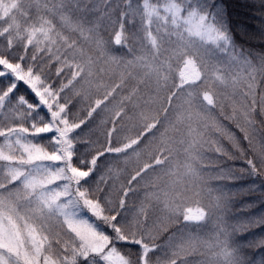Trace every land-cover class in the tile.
<instances>
[{
    "label": "snow or ice",
    "instance_id": "obj_1",
    "mask_svg": "<svg viewBox=\"0 0 264 264\" xmlns=\"http://www.w3.org/2000/svg\"><path fill=\"white\" fill-rule=\"evenodd\" d=\"M102 65L126 71L104 82ZM130 110L134 135L122 134ZM98 116L103 140L85 139ZM257 117L264 52L237 46L214 0H0V264H264L249 254L264 239L241 244L222 223L198 231L212 217L206 148L264 176ZM181 126L178 159L169 133ZM145 142L155 147L140 159Z\"/></svg>",
    "mask_w": 264,
    "mask_h": 264
},
{
    "label": "trees",
    "instance_id": "obj_2",
    "mask_svg": "<svg viewBox=\"0 0 264 264\" xmlns=\"http://www.w3.org/2000/svg\"><path fill=\"white\" fill-rule=\"evenodd\" d=\"M214 2L225 8L230 25L234 29V38L237 46L243 47L254 55L264 52V40L258 38L260 33L264 32V6H262V0H214ZM252 36L257 37V39H249ZM125 51L123 48L119 49L120 53H124ZM101 74L105 77L104 73ZM19 92L21 94H27L23 86L19 89ZM100 119V116L96 117L81 132V136L85 139L103 140V129L97 127V122ZM224 123L228 124L229 128L233 131H236L233 124L227 121ZM135 131L136 128L123 125L122 134L134 135ZM216 135L219 137V134ZM221 139H224L223 141L226 142V146L230 151H234V149H231L230 142L226 137ZM253 142L257 145L264 143V123L260 122L259 117H257V122L253 130ZM142 148L143 151L140 159H146L149 146L145 142ZM206 160L205 171L215 173L218 168L219 172L223 170L222 176L217 175L213 182L220 185L218 192L222 193L227 199L221 206L223 209H227L228 216L237 222L241 220V224L237 227L234 234L235 237L241 244H245L248 241L264 239V226L256 227L250 223L251 220L255 221L260 217H264V176H252L247 171L242 172V170L247 169V165L241 159L230 160L226 157H220L215 153L210 159ZM134 166L135 160L131 161L126 167L131 170ZM119 167L122 171L125 165L121 164ZM101 168H104L103 164ZM124 174L126 175V173ZM231 175H235L237 178H228ZM249 254L259 259L260 256H264V251L249 250ZM196 258H193V264H198Z\"/></svg>",
    "mask_w": 264,
    "mask_h": 264
},
{
    "label": "rangeland",
    "instance_id": "obj_3",
    "mask_svg": "<svg viewBox=\"0 0 264 264\" xmlns=\"http://www.w3.org/2000/svg\"><path fill=\"white\" fill-rule=\"evenodd\" d=\"M120 56H123L125 60L128 59H132L133 56L139 54L138 51L137 52H133V53H128L127 51H125L124 53H118ZM101 67H104L106 69L104 73L105 77L102 75L104 82H109L111 79H117L119 78V76L124 73L126 71L125 66L121 65V66H116V65H102ZM127 71L129 72H135L136 69L133 68H128ZM206 71H210V69L206 70ZM151 85H147L146 87H143L141 89L140 92V103L143 105V98L147 97L149 95V92L151 91ZM197 91H199V89H197ZM230 93V90L228 89H224V90H220L218 91V95L223 97L224 95L227 96ZM163 95H165V93H160L161 98L163 97ZM162 102L161 100H158L155 104H149L146 106V111L149 112V114H154L156 112L159 111L160 108V104ZM180 101H176L174 103H179ZM225 104H228V101L225 100ZM230 111V109H228ZM129 116H133L134 118L132 120H125L124 121V125L129 126L131 128H135V125L139 124V120L137 118H135L134 112L133 111H129L128 112ZM171 115V114H170ZM199 123L198 121H193V126H196V124ZM202 127V124H201ZM170 137L172 138V140L174 141L173 143V147L176 149V155L178 159H182V145H180L178 143V141L181 138H185L187 139L186 136V128L184 126H181L179 131H172L169 133ZM209 137L212 139H220V143L223 144L224 147L227 148L226 146V142L223 141L224 139L219 138L216 134L213 135L211 132L209 133ZM149 149L147 150V153L149 151H151L155 145H148ZM206 156H205V162H207L206 159H210L212 155H215V152L212 151L210 148H206ZM223 170L222 171H215V173H211L209 171H204L203 172V182H204V193H203V199L204 202L211 208L212 210V217L210 219L209 222H207V224L205 225L204 228L202 229H198V231H200L203 235L205 236H211L212 235V230L215 228V226L219 223L222 224H226L229 226V231H231L233 228L237 229V227L241 224V220H239L238 222L234 219H232V217L228 216V211L227 209H223V207L221 206L222 203L226 202V198L224 197V195H222V193L218 192V189L220 188V185H218L215 181L214 178L218 175V176H222ZM221 198L222 199V203L219 205V207H216V203H217V198ZM252 221V220H251ZM254 221V220H253ZM249 222V221H248ZM233 239L238 240L235 235L233 236ZM239 241V240H238ZM240 242V241H239ZM197 260H199V258H196Z\"/></svg>",
    "mask_w": 264,
    "mask_h": 264
}]
</instances>
